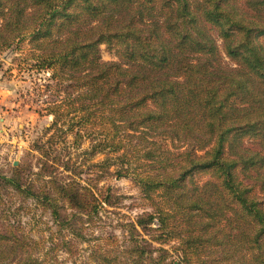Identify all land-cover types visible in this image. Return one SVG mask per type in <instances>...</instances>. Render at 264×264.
<instances>
[{
  "label": "trees",
  "instance_id": "obj_1",
  "mask_svg": "<svg viewBox=\"0 0 264 264\" xmlns=\"http://www.w3.org/2000/svg\"><path fill=\"white\" fill-rule=\"evenodd\" d=\"M101 44L118 60L102 61ZM12 48L49 73L51 142L90 139L152 204L103 263L264 264V0H0V54ZM56 168L43 159L50 187L30 192L56 221L61 196L90 217L110 201V187L98 201ZM155 219L173 258L134 232Z\"/></svg>",
  "mask_w": 264,
  "mask_h": 264
},
{
  "label": "rangeland",
  "instance_id": "obj_2",
  "mask_svg": "<svg viewBox=\"0 0 264 264\" xmlns=\"http://www.w3.org/2000/svg\"><path fill=\"white\" fill-rule=\"evenodd\" d=\"M99 55L102 61L118 60L106 44L100 45ZM223 58L232 64L229 58ZM19 60H23L22 49L0 54V231L5 233L0 250L7 247L0 254V264H27L23 261L25 248L29 249L28 255L38 258L36 264H107L103 263L104 255L119 258L124 254L132 242L133 223L153 212L152 204L131 178L116 173L118 160L91 150L90 139L75 143L72 134H63L66 140L56 136L51 142L53 116L44 110L46 102L55 96L46 89L49 73L23 69V61ZM251 145L258 147L255 142ZM43 159H56V176L73 181L82 191L91 189L98 201L110 187V201L102 202L99 214L90 217L85 209L72 207L61 196L58 204L62 218L56 221L51 210L30 195L31 191L41 194V189L50 187L49 173L38 174L42 173ZM2 177L12 178L22 187L18 189ZM207 177L201 174L199 179L203 182ZM23 186L29 189L27 193H23ZM157 225L155 219L146 230L138 225L134 232L146 240L154 255L163 247L173 258L177 242L155 237Z\"/></svg>",
  "mask_w": 264,
  "mask_h": 264
}]
</instances>
